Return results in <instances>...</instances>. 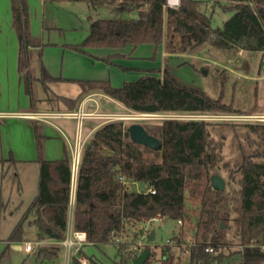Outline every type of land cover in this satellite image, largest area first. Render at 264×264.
<instances>
[{
	"label": "trees",
	"instance_id": "1",
	"mask_svg": "<svg viewBox=\"0 0 264 264\" xmlns=\"http://www.w3.org/2000/svg\"><path fill=\"white\" fill-rule=\"evenodd\" d=\"M90 3L93 7L116 5L115 17L93 21L90 34L82 42L65 48L92 55L91 50L129 46L136 49L142 45H154L157 50L163 45L168 54H180L208 42L221 49L264 53V0L217 1L211 11L209 3L198 0H181L178 8L169 7L167 0H92ZM11 10L19 40V72L31 96V111H36L35 103L39 100L35 98L33 86L32 53L35 51L43 57L44 46L30 33L27 0H11ZM218 10L231 16L213 28L212 20ZM135 14L139 19L133 18ZM114 57L121 56L96 58L109 64ZM143 72L136 81H125L119 87L109 80L80 81L83 90L78 98L57 97L49 101L60 102L73 112L84 94L101 92L141 114H241L233 103L224 102L223 91L218 98H213L200 86L181 80L168 66ZM224 79L225 76L223 82ZM256 110L254 107L252 112ZM38 128L35 125L38 194L28 213L34 216L40 241L61 242L68 229L72 155L66 149L63 159L45 158L42 142L46 136L41 137ZM127 128L124 121H110L88 138L77 176L75 230L85 232L88 242L95 246L117 241L122 254L126 242L121 239L130 228L156 219H172L192 224L194 233L188 245L181 227L179 234L163 247L160 264L264 262V253L246 247L252 241L264 244V162L255 161L261 153H249L238 143L239 156L234 163L225 155L228 133L234 134L235 143L241 139L240 133L258 135L257 147H262L264 124L165 119L160 124L145 125L149 134L161 141L159 149L135 144ZM146 151L160 160H146ZM223 172L227 187L218 190L212 185V175ZM136 182L145 183L147 190L136 192ZM20 230L19 226L11 242L22 241ZM228 233L237 241V249L230 250L231 245L225 242ZM138 236L140 232L136 231L135 237ZM241 245L245 247L243 250L238 248ZM175 246L189 252V262L184 263L177 257L173 251ZM208 246L214 248L213 253L206 252ZM145 250H150L149 246ZM59 251L60 245L41 247L38 257L52 258ZM126 254L133 259L132 249ZM153 256L151 252L147 262Z\"/></svg>",
	"mask_w": 264,
	"mask_h": 264
},
{
	"label": "rangeland",
	"instance_id": "2",
	"mask_svg": "<svg viewBox=\"0 0 264 264\" xmlns=\"http://www.w3.org/2000/svg\"><path fill=\"white\" fill-rule=\"evenodd\" d=\"M90 1L92 0H27L30 33L44 46L43 57L35 51L32 53V71L35 77L33 86L35 98L39 100L35 103L37 109L41 108L42 101L39 95L42 93L54 98L56 94H69L79 90V84L74 82H50L48 77L42 78L40 73L43 64L50 66L53 74H65V76L84 79H110L114 86L123 84L121 74L117 73L114 67L95 56L85 57L65 48V45L82 42L90 34V26L93 21L115 17L116 5L105 4L104 6L93 7ZM212 6L213 3L208 4L209 11H211ZM9 8L10 0H0V31L5 33L0 42V73L3 84L0 109L3 110L17 109L19 104L24 103L25 99L24 94L18 98L15 94L8 92L7 89L8 71H10L8 74L11 75V86L15 85L13 67L18 62L19 56L17 37L15 34L10 36L6 28L2 29ZM230 16L231 13L219 10L213 17L212 27L221 26ZM136 49V55L153 56L155 46L142 45ZM164 50V46L161 45L155 51L156 55L149 60L152 62L151 67L161 68L163 63V68L165 66L170 67L181 80L200 86L213 98H218L223 91L224 102L233 103L234 107L241 111L242 116H264V73L261 70L264 64V53L221 49L208 42L187 53L176 54V56H163ZM98 51L101 54L104 53V50ZM223 76H225L224 82L222 81ZM138 78L139 76L131 73L125 80L135 81ZM46 86L50 88L47 91L44 90ZM254 107L257 110L252 112ZM111 110L116 109L111 108ZM234 115L238 114L198 115L196 119L204 117L210 121L249 123L246 120H220L222 116ZM124 118L120 121H124L127 126L134 123L145 126L160 124L169 118L190 119L191 117L174 114H156L146 117L127 111ZM4 119L0 122V264H75L74 253L67 261L66 248L62 245L54 257H38V250L47 246L51 241L39 240V231L34 223V216L28 213L31 203L38 194L39 184V164L36 162L38 155L35 140L36 129L33 124L28 125L29 121L26 124L20 118L4 117ZM51 122L54 125L48 126V132L58 135L66 145L74 144V140L77 139L76 125L65 128L64 125H60L62 120L53 119ZM85 123L87 125H83L81 129L82 138L87 132L86 126H94V123L88 120H85ZM250 123L264 124V121L257 120ZM59 127L64 130L63 132H66L65 135L61 133ZM38 130L41 137L45 135L42 126ZM76 131L78 132V127ZM245 133H240L241 139L236 142L237 144L233 140L234 134L228 133V141L225 147L227 160L231 159L234 163L233 161L239 156L238 143H241L246 147L247 152L261 153L260 158L255 159V161L264 162V144L260 148L257 147L259 136ZM44 142L46 144L45 139L42 142L43 148ZM144 158L146 160H160L147 151L144 152ZM220 176L226 181L224 172ZM74 182L75 178L73 184ZM134 190L144 192L147 190V185L143 182H136L134 183ZM194 222H196L195 219ZM19 226L21 227L22 241L11 242L10 238ZM181 227L184 228L186 234L187 240L185 242L190 245L189 242L194 233L192 224H188V222L179 224L178 221L172 219H156L152 222L136 224L130 228L128 233L124 234L121 241L126 242V253L137 244L149 246L154 256L150 262L145 264H160L163 247L179 234ZM136 231H144V235L135 237ZM149 231H155V240L152 242L148 241ZM225 242H229L231 245L230 250L237 249V241L233 239L231 233L226 234ZM27 243H31L35 251L26 252ZM116 243L118 242L99 246L88 244L84 246L83 253L98 264H133L132 258H129L125 252L122 254L119 252ZM173 251L182 262L190 261V254L187 250L175 246Z\"/></svg>",
	"mask_w": 264,
	"mask_h": 264
},
{
	"label": "crops",
	"instance_id": "3",
	"mask_svg": "<svg viewBox=\"0 0 264 264\" xmlns=\"http://www.w3.org/2000/svg\"><path fill=\"white\" fill-rule=\"evenodd\" d=\"M198 1H205L209 4L211 3H215L217 1L220 2H225L226 0H198ZM219 11V10H218ZM3 28H6L8 30V34L10 36H14L13 34H15V36L17 37V41H18V48H19V40H18V36L16 33V30L13 26V13L11 10V0H10V8L8 9V13L5 16V20H4V24H3ZM6 32V31H5ZM5 33L2 31H0V42L2 40V37ZM15 38V37H13ZM16 40V38L14 39ZM66 50H70V49H66ZM104 50L103 54H101L98 50H91V54L95 57H108V56H113V55H119L121 57L117 58L114 57L112 59V63H107L108 65L114 67L117 73L121 74V77L123 79V83L126 81V77H128L129 74L133 73V75L135 76H139V78L143 75V70L144 69H152L155 67H151L152 66V62H150L149 60L153 58V56L155 55V51L154 50V55L152 56H139L136 55V50L133 47H126L123 49H102ZM71 51V50H70ZM75 52V51H74ZM77 54H80L82 56H88V57H92V55H87V54H83V53H79L76 52ZM99 54V55H98ZM171 56L174 55L176 56V54H168L167 52H165V50L163 51V56ZM75 59H78V57H75ZM106 63V62H105ZM93 66V63L91 65V68ZM164 64L162 63L161 68H163ZM50 66H48L47 64H43L41 66V76L44 75V77H48L50 82H74L76 84H79V90L78 91H73L70 92L69 94H56V97L51 98L49 97V95H45V94H41L39 95L40 100L42 101L41 104V108L37 109L36 111H31V96L26 92L25 89V85L23 83V81L21 80V74L19 72V56H18V62L15 63V67H13V72H14V76H15V85L11 86V80H10V76L8 73H10V71H8L7 73V80L6 83L7 85V89L8 92L15 94L16 96H18V98H21V95L24 94L25 99H24V103H22L21 105L19 104V106L17 107V109L14 110H3L0 109V122L2 120H5L4 117H8V118H20V120H22V122H26V124L31 125L33 124L34 127L35 125L40 127L42 126L44 128V134L46 136V144L44 142V157L49 159V160H57V159H63L65 157V150L69 149L72 155V160L74 157V148L76 147L77 144V139L74 140V144H69L66 145V143H64L60 137H58V135H53V133L48 132L49 131V125H54L51 120L55 119V120H62V122H60V125H64L65 128H68L71 125H76L75 126V133H78L76 131V128L78 127V121L73 119V118H60V117H54V118H48L43 120L40 115L41 114H60V113H72V111H69L65 105H63L62 103H58L57 101H52L53 104H55V106H53V104H51L52 102L49 101V99H55L57 97H67V98H78L81 94H82V85L80 81H88V80H109L110 79H84V78H79V77H74V76H65V74H53L49 68ZM31 69H32V65H31ZM262 72L264 73V69H261ZM138 78V79H139ZM264 79V76H263ZM128 81V80H127ZM136 81V80H135ZM122 86V85H121ZM119 87V86H117ZM50 89L49 87L44 88V90H48ZM2 91H3V84H2V78H1V73H0V97H2ZM46 91H44V93H47ZM112 109H116V110H111ZM84 110L86 113H103V114H113V115H121V116H125V114H127L128 110L124 105H122L121 103H119L118 101L110 98L109 96H106L105 94L101 93V92H88L86 94H84L81 98V100L79 101V104L77 105L76 109L73 112H77L78 110ZM131 113H135L132 112ZM29 115L34 116V118H30ZM24 120V121H23ZM27 120V121H26ZM73 122H71V121ZM89 122H93L94 126L93 127H88L87 128V132L85 134V136H83V141L85 139L88 140V138L92 135V133L98 129L101 125L105 124L106 122L101 120V119H86ZM83 125H87L85 123V121L83 122ZM59 130L61 131V133H63V135H65L66 132H63L64 130L62 128L59 127ZM66 137V136H65ZM35 140L37 142L36 139V133H35ZM87 143V141H86ZM37 144V143H36ZM46 146V148H45ZM37 152H38V148H37ZM38 159V155L36 158V162ZM38 163V162H37ZM73 184V183H72ZM150 234V233H149ZM48 241V240H47ZM55 245H61V242H54L51 241L47 244V246L45 247H52ZM8 248V247H7ZM35 251V249H34Z\"/></svg>",
	"mask_w": 264,
	"mask_h": 264
},
{
	"label": "built area",
	"instance_id": "4",
	"mask_svg": "<svg viewBox=\"0 0 264 264\" xmlns=\"http://www.w3.org/2000/svg\"><path fill=\"white\" fill-rule=\"evenodd\" d=\"M181 4V0H167V5L171 8H178ZM263 69H264V64H263ZM142 116H153L156 114H141L137 113ZM191 117L190 119H196V116L198 115H186ZM30 118H34V116L29 115ZM40 117L45 120L48 118H54V117H60V118H73L78 121V133H77V144L76 147L74 148V157H73V180L75 178L74 184H72V193H71V201H70V212H69V221H68V229H67V234L66 237L63 241H61V245L66 248V253H67V261L70 260L71 254L74 253L75 257V264H93L92 261L87 258L83 254V248L84 246L90 244L87 239V234L82 231H77L73 227V220H74V205H75V193H76V184H77V176H78V170L80 166V161H81V156L82 152L84 149V146L86 145L87 139L83 141L81 137V129L83 126V122L86 119H101L103 121L110 122V121H118V120H123L125 119L124 116L121 115H113V114H103V113H86L84 110L80 109L77 112H72V113H60V114H41ZM169 119H178V118H169ZM201 119H206L202 117ZM220 120H233V121H239V120H246L249 122L253 121H264V116H242V115H234V116H222L220 117ZM123 181L124 178H121ZM152 193H155V190L149 189ZM179 224H182L181 221H179ZM120 241V239H119ZM171 241L167 244H169ZM144 245L142 244H137L134 246L132 249L133 251V258L138 257L143 253L145 250ZM247 248L250 249H258L260 252L264 253V244H258L255 242H251L246 246ZM240 250H243L245 247L244 246H238ZM26 252L31 253L34 251V247L31 243L26 244L25 248ZM206 252L213 253L214 248L213 247H206ZM81 255H83L81 257ZM261 264H264L261 263Z\"/></svg>",
	"mask_w": 264,
	"mask_h": 264
},
{
	"label": "water",
	"instance_id": "5",
	"mask_svg": "<svg viewBox=\"0 0 264 264\" xmlns=\"http://www.w3.org/2000/svg\"><path fill=\"white\" fill-rule=\"evenodd\" d=\"M134 19H139V15L135 14ZM128 133L130 134V139L132 142L138 145L149 147L151 149H159L161 146V141L149 134L145 126L140 123H134L128 126ZM212 185L218 190H224L226 187V181L220 175H212ZM140 235H144V231H140ZM155 240V231H150L148 241L152 242ZM151 251L145 250L141 255L132 259L133 264H145L149 259Z\"/></svg>",
	"mask_w": 264,
	"mask_h": 264
}]
</instances>
